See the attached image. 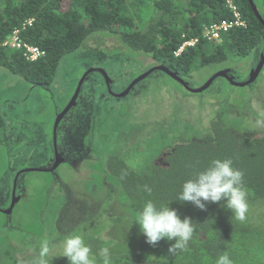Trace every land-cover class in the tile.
<instances>
[{"label":"rangeland","instance_id":"obj_1","mask_svg":"<svg viewBox=\"0 0 264 264\" xmlns=\"http://www.w3.org/2000/svg\"><path fill=\"white\" fill-rule=\"evenodd\" d=\"M254 15L260 23V14ZM145 25H140L139 29L144 30ZM202 31L205 33L204 29ZM209 42L213 46L222 44V41ZM258 52H253L254 57H229L221 64L198 68L180 78L191 88H199L213 75L227 74L224 69L228 67H234L236 76L237 72L244 75L260 60ZM99 66L110 76L113 72L117 74L111 76L117 80V86L111 91L118 95L129 88L132 80L156 64L145 53L131 52L119 36L95 32L75 52L60 59L46 87L30 85L24 75L0 68V140L3 131L11 128L4 134L7 139L0 143V152L5 158L9 148L28 141V131L34 134L30 144L38 148L30 158L34 164L25 158L21 162L22 172L28 171L25 186L29 188L30 202L22 201L7 216L0 213V264H33L44 239L52 243L50 264H68L67 258L62 256L64 239L70 234H81L85 239L98 226L107 230L106 236L110 237L106 246L113 247L118 241L116 248L123 254L134 253L140 231L138 215L118 180L106 170L109 155L114 154L131 169H138L150 163L165 147L184 139V135L201 134L216 112L248 129L257 127L255 121L240 119L242 116L264 120L261 116L264 113V67L257 80L244 88L218 79L209 90L193 95L161 73L155 78L149 75L140 80L120 98L108 94L97 81L93 91L90 86L83 87L84 93L79 90L75 109L78 115L68 126L72 135L68 138L71 142L69 156L64 157L56 170L44 172L52 158V143L60 142L62 125L57 124L55 128L58 123L54 120L55 110L60 111L70 102L81 73ZM245 79L234 81L242 83ZM38 129L40 137H37ZM79 134L81 139L76 140ZM14 166L0 163V195H5ZM38 169L43 171L34 172ZM258 210L259 207L255 213ZM119 256L121 253H114L112 264Z\"/></svg>","mask_w":264,"mask_h":264},{"label":"trees","instance_id":"obj_2","mask_svg":"<svg viewBox=\"0 0 264 264\" xmlns=\"http://www.w3.org/2000/svg\"><path fill=\"white\" fill-rule=\"evenodd\" d=\"M226 1L0 0V44L14 30H20L23 41L44 53L30 62L23 52L1 48L0 68L24 75L30 85L46 87L60 59L75 52L95 32L119 36L131 52L145 53L154 64L181 77L198 68L221 64L229 57H254V47L263 42L264 32L247 0H230L246 21L245 27L230 29L222 35V44L214 46L202 37L204 26L233 21L225 8ZM143 24L147 25L140 30ZM182 34L186 36L181 37ZM193 39L194 46L174 55L181 44ZM159 73H151V78ZM219 81L228 85L223 79ZM216 114L201 134L184 135V139L165 147L138 169H131L114 154L109 155L106 170L118 180L138 216L144 203L152 201L157 206L169 205L181 218L190 217L194 224L186 250L173 252L168 249L174 240L162 239L150 245L139 231L137 250L121 254L116 259L118 264H215L216 258L224 253L229 254L234 264H264V127L249 116L240 119L255 121V129ZM224 158H231L234 167L244 173L249 204L244 221L235 219L223 201L208 202L204 210L179 201L184 181L213 159ZM85 242L91 246L96 260L102 262L97 248H102L103 243L92 236L85 238Z\"/></svg>","mask_w":264,"mask_h":264},{"label":"clouds","instance_id":"obj_3","mask_svg":"<svg viewBox=\"0 0 264 264\" xmlns=\"http://www.w3.org/2000/svg\"><path fill=\"white\" fill-rule=\"evenodd\" d=\"M186 47L192 46H184ZM261 116L264 117V113H261ZM257 124L264 126V120H257ZM179 201L190 202L201 210L206 208L208 202L223 201L225 207L234 214L235 219L244 221L249 209L244 173L234 167L231 158L213 159L202 171L184 181ZM137 224L150 245H155L162 239L174 240L175 242L168 249L169 252L176 249L186 250L194 233V224L190 217L181 218L176 209L169 205L157 206L152 201L144 203ZM51 251V241L44 239L40 245L39 256L33 264H50ZM99 255L102 264H112L108 247L102 248ZM62 256L67 258L68 264H97L96 257L81 234H70L64 239ZM215 264H234V261L228 253H224L216 258Z\"/></svg>","mask_w":264,"mask_h":264},{"label":"flooded vegetation","instance_id":"obj_4","mask_svg":"<svg viewBox=\"0 0 264 264\" xmlns=\"http://www.w3.org/2000/svg\"><path fill=\"white\" fill-rule=\"evenodd\" d=\"M247 2H248V5H249L251 11H253V8H254L255 9L254 11H257V13L260 14V16L262 17L260 19V23H261V25L263 27V32H264V20H263L264 19V0H247ZM257 13L255 12L256 15H258ZM262 41L263 42L259 46L258 45L255 46L254 50H253L254 52H258L259 51L258 53L260 55L264 54V33L262 35ZM261 57H263V56H260V58ZM259 61L257 62V64L252 65L251 69L249 70V72L244 73V75H241L240 72H237L238 74L236 76V74L234 72L235 71L234 67L233 68L228 67V68H225L224 70L227 72V74H226L227 77H229V78L230 77H232V78L235 77V78H233V80H235V81L238 80V79H244V78H246L245 81H247L249 79L248 77H249L250 71L252 69L256 70V68L258 67ZM99 67H101V68H99ZM99 67L98 68L90 67L83 74L81 73V79L80 80H82V81H81V85L79 87H77L78 90L83 91L82 90L83 87L90 86L89 88L90 89L93 88L91 90V91H93L95 89L94 87L96 86L95 82L98 81V84L99 85L103 84V89L108 94H110L108 89L111 91V90H113V88H115L117 86L116 85L117 80H115V78H113L111 76H113V74L114 75H117V74H115L113 72L111 74V76H110L108 74V72L105 71V69L102 66H99ZM263 67H264V65H263ZM263 67L259 71L258 76L261 74V71H263ZM106 69H107V67H106ZM100 70H103V74H102V72H100ZM156 72H159V71H156ZM107 74L109 75V78H108ZM102 75H104V76L106 75V77L108 79L107 82L105 81V78L102 77ZM231 75H235V76H231ZM258 76L256 77V79L254 81L257 80ZM90 77L91 78L95 77V78L93 79V81H91ZM218 79L221 80V78H216L214 81H216ZM109 80H111V85H109V83H110ZM214 81L212 82V84H214ZM174 82H176V81H174ZM188 85H189V83H188ZM210 87H213V85L210 86ZM77 88L75 87V89H77ZM118 91L121 92V88H119ZM82 93H84V91ZM113 94H115V92ZM88 98L90 99V97L87 96V98H86L87 101H88ZM68 102H67V104L64 105V107L61 108L60 111H58V108H57V110H55V112H54V115H55L54 120H56L58 122V126H59L60 123L62 125V128L60 129V132H59V134H60V142L52 143V147H53L52 148V158H51L50 162L47 164V166L44 167V168H48L47 171H44V172H52V171L56 170L57 169V165L60 164V162L64 160V157H68L69 156V155H67V153L70 152L69 144L71 142L68 141V138L69 137L72 138V135H69L70 131L68 130V126L77 117L78 114L76 113L75 109L78 106H76V104H77L76 103L75 106L72 105L69 109L65 110L67 105L69 104ZM58 126H57V128H58ZM9 130H11V128L6 129L5 131H3L2 137H1L2 140H0V143L1 142L4 143V140L7 139L4 136V134H6ZM37 133H38L37 137H40V130L39 129H38ZM42 136H43V134H42ZM33 138H34V134H32V133H30L28 131L27 132V136H26V140H28V141H26V144L28 146L26 147V155L25 156L21 155L22 154V153H20L21 151H19L17 153L18 149L15 146L12 147V148H9V150L7 152V156L5 158H4L3 153L0 152V160L3 163L9 164V165H15L14 166V171H13V177H12V179H8V188L5 189V195H0V213H2L5 216H7L9 213L11 214L13 209L18 204H20L22 201H23V203H29L30 202L29 199L27 198V193H28V189L29 188L25 186V179L27 178L25 176V173L26 172L28 173V171L26 170V171L22 172L21 162H22V159L25 158L28 162L34 164L33 162L30 161V158H32L33 157L32 155H34L36 152H38V148H36V147H34V146H32L30 144L29 140H32ZM58 148H62V151L59 150ZM55 160H57V163H55ZM2 162H0V163H2ZM53 165H54V167H53ZM41 171H43V169H38V170H35L34 172H41ZM45 188L43 190H45ZM90 209H91V206H89L87 208L88 211ZM25 212L29 213V210H26ZM111 225L112 224L108 225V228ZM104 235H105V237H104ZM106 235H107V230L105 231V229L102 226H98L97 230L93 231V233L90 236H92L93 238L101 241L103 243V247L102 248H104L106 245H109V242H107V240L110 237H108ZM114 236H115V238L118 237L117 235H114ZM117 243H118V241H116V243H113V247L106 246V247H108L111 250L110 251L111 257L114 256V253H121V254L124 253V252H121V249H117L116 248ZM102 248H100V247L97 248V251L99 252V254H100V251H101ZM93 255L95 256V254H93ZM97 263L98 264H102V262H98V261H97ZM115 264H118V263L115 262Z\"/></svg>","mask_w":264,"mask_h":264},{"label":"built area","instance_id":"obj_5","mask_svg":"<svg viewBox=\"0 0 264 264\" xmlns=\"http://www.w3.org/2000/svg\"><path fill=\"white\" fill-rule=\"evenodd\" d=\"M225 7L231 14V16H233V21L231 23L222 22L220 24L204 26L203 29L205 30V33H203L202 31V37L207 41H214V43H218L221 41V36L223 33L228 32L234 27L246 26V21L242 19L241 15L239 14V11L230 0L226 1ZM29 24L30 22H27V25ZM12 33L13 34H11L8 39H6L0 44V49L2 48L22 51L23 57L30 62H34L44 55L43 51L40 48H38L37 46H32L22 40V38L20 37V30H14ZM193 40L194 41L190 40L191 42H184L182 47L177 50L176 54H179L184 48V46H193L194 42H196L195 39Z\"/></svg>","mask_w":264,"mask_h":264},{"label":"water","instance_id":"obj_6","mask_svg":"<svg viewBox=\"0 0 264 264\" xmlns=\"http://www.w3.org/2000/svg\"><path fill=\"white\" fill-rule=\"evenodd\" d=\"M252 8H253V7H252ZM254 10H255V9L253 8V12H254V14H255L256 11H254ZM261 56H263V57L260 58V61H259V64H258V67L256 68V70H255V69H252V70L250 71V73H249V77H248L249 79H248L247 81H245V82H242V83L235 82V81L233 80L232 77H230V78L227 77V75H226L225 72H220V73H217V74L213 75L210 79H208L207 82H206L203 86H201V87H199V88H191V87L188 85V83H187L186 81L182 80V79L178 76V74H177L176 72H173V71H171V70H169V69H166L165 67H162V66L156 65L155 67L150 68L149 70H147L146 72H144V73L141 74L140 76H137V77L134 79L135 81L132 80V81L130 82V84H129V85H130L129 88H128L125 92L123 91L122 93H120V94H118V95H115V94H113L109 89H108V91H109V93H110L112 96L117 97V98H120V97H122V96L128 94V92L130 91V89H132V87H133L135 84H137V82H139V81L142 80V79H145V78H146L147 76H149L151 73L156 72V71H159V72L165 74V75H166L167 77H169L170 79H173V81H176L177 83H179L181 86H183V88H184L186 91L190 92L191 94H200V93L206 91V90L211 86L212 82H213L216 78H221V79L225 80V81H226L229 85H231V86H235V87H238V88H244L245 86L249 85L250 83H252V82L256 79V77L258 76L259 71H260L261 68L263 67V65H264V54L261 55ZM100 72H102V74H103V70H100ZM104 74H105V73H104ZM102 77L105 78V81H106V82L108 81L106 75H105V76L102 75ZM137 78H138V79H137ZM81 81H82V80L79 81L78 87L81 85ZM133 81H134V82H133ZM79 92H80V91H79L78 88H77V89L75 90V92H74V95H73L72 99L70 100V102H69V104L67 105V107H66L65 110L69 109L72 105H75V103H76V99H77V97H78V95H79ZM57 124H58V123L55 124V128H56ZM55 128H54V129H55Z\"/></svg>","mask_w":264,"mask_h":264},{"label":"crops","instance_id":"obj_7","mask_svg":"<svg viewBox=\"0 0 264 264\" xmlns=\"http://www.w3.org/2000/svg\"><path fill=\"white\" fill-rule=\"evenodd\" d=\"M226 8V7H225ZM228 11V10H227ZM224 34V33H223ZM222 34V35H223ZM221 38H222V36H221ZM76 104V103H75ZM75 106V105H74ZM73 106V107H74ZM40 130V129H39ZM79 139H81V134H79L78 135V137H77V139L76 140H79ZM28 145L26 144V142L25 143H22L21 145H16L15 147H17V149H18V151H17V153L19 152V151H22V154L21 155H23V156H25L26 155V147H27ZM15 149V148H14ZM16 153V154H17Z\"/></svg>","mask_w":264,"mask_h":264}]
</instances>
